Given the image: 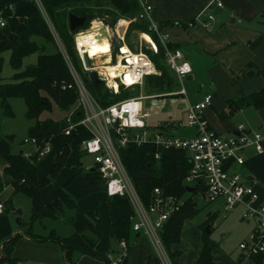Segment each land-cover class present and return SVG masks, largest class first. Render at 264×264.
I'll list each match as a JSON object with an SVG mask.
<instances>
[{"label": "trees", "instance_id": "trees-1", "mask_svg": "<svg viewBox=\"0 0 264 264\" xmlns=\"http://www.w3.org/2000/svg\"><path fill=\"white\" fill-rule=\"evenodd\" d=\"M45 14L53 25L65 51L71 59L74 67L85 80L90 93L100 106H107L113 102L124 99L128 96L117 97L108 88L103 89V83L94 85L89 72H85L81 62L75 54L73 47V35L77 31H71L68 25L69 13L85 16V23L80 28L87 25L93 18L84 8H77L78 5L95 0H40ZM97 1V0H96ZM116 13L123 16H131L134 11L139 10L137 0H108ZM69 9V11H67ZM5 13H12L25 17L26 24L16 31L13 38H4L0 44V108L4 116H13V110L9 103L12 97H19L25 104V116L35 122L27 128V138L35 139L38 144H44L49 139L61 132L67 126L66 116L60 120L51 118L39 119L44 111H51L55 104L60 111L70 114L72 122L78 121L84 115L83 108L76 103L79 99L77 88L74 86L73 77L67 65L65 55L60 49L48 22L35 0H20L12 10L7 8ZM148 22L143 19H135L130 22L127 33L133 29L147 32ZM159 28L161 25H159ZM153 38L155 36L151 34ZM257 40L253 42L255 44ZM51 47V51L50 48ZM159 57L153 58V64L159 71L155 75L161 83L157 88L161 91L170 89L172 81L163 78V73L168 68L163 56V48L157 43ZM168 48H174L167 43ZM8 50L9 64L14 70L11 77L6 80L1 75L3 51ZM37 53L35 64L22 67L24 57ZM264 77V71H258ZM152 76V75H150ZM72 84V87H64ZM226 113L218 114L225 116L233 110L242 106L250 105L254 108L264 106V90L248 95H239L227 103ZM90 133L83 125H77L68 143L64 144L61 152L55 156V163L50 174L41 182L37 179V163L42 157L35 153L26 156L24 153H13L11 145L13 135L0 133V156L6 161L4 172L11 176V181L7 182L0 178V193L7 184L14 187V192H21L31 200V215L27 226L19 225L24 233L31 239L38 241H50L59 244L64 251V258L67 264H76L73 260L75 253L103 260L109 263L106 254L95 249L100 231L96 228L99 218L95 216V207H91L84 213L77 211V201L99 190H104V182L96 168L87 169L81 161L85 152L81 149V143L88 138ZM158 152V158H154V153ZM121 161L131 180L140 201L146 206L150 201L151 191L154 187L159 188L164 194H170L177 198H182V204L178 210L172 212L159 229L158 235L161 244L166 249L170 259L179 255L178 250L170 251L169 247L179 241L180 230L184 220L191 219L198 209L192 200L196 192V187L191 191H186L187 186L183 180L190 168L188 155L179 149H157L151 143H144L139 146L129 144L119 148ZM64 166H75V173L57 190V200L45 205L40 196L42 186L49 183L56 173ZM110 212V236L118 243L124 239L128 244V251L131 247V223L134 215L132 204L127 195L113 194L107 198ZM6 209L11 206V200L5 202ZM66 210H73V215L69 218L73 226V232L67 237H60L54 230H49L47 234L35 233L32 228L36 222H41L45 218L57 219L65 215ZM209 215L205 221L208 223L209 231L205 232L204 224L200 229V248L194 264H215L212 260V251L217 247V243L209 237L211 232ZM205 223V224H206ZM91 233V236L87 235ZM19 234H14L5 240L0 246V263L16 264L17 260L11 257L14 244ZM117 253L116 250H111ZM244 258L250 259L254 264H262V255L245 256L237 255L233 258V264H241ZM174 263V262H173ZM119 264H127V255Z\"/></svg>", "mask_w": 264, "mask_h": 264}, {"label": "crops", "instance_id": "crops-1", "mask_svg": "<svg viewBox=\"0 0 264 264\" xmlns=\"http://www.w3.org/2000/svg\"><path fill=\"white\" fill-rule=\"evenodd\" d=\"M19 1L0 0V19L4 22L3 25H0V44L4 38H13L16 31L26 24L25 17L4 12L6 8L12 10ZM220 1V6H208V0H137L138 5L139 3H146L152 7L150 21L161 25L160 30L167 34L168 42L174 48L181 50L183 57L190 65V72L180 80L173 75L171 88L166 89V91H161L157 87L142 90L140 85L136 86L139 90L138 94L143 96L140 99L141 107L149 113L147 122L149 127H152L157 121L183 119L189 104L198 102L204 94H209L210 103L203 109L202 116L210 129L227 137L237 133L235 128L239 124L247 130L264 132V106L254 108L245 105L225 116H218V114L226 113L228 109L226 103L229 100H233L239 95H248L264 90V77L258 73V71H264V0ZM207 14L211 15V19H207ZM6 20L13 22L14 29L4 34L1 28L6 26ZM204 22L207 23L206 26L203 25ZM255 40L257 42L253 44ZM5 53H7L9 63L10 52L5 50L2 53L3 64L6 58ZM36 61L28 65L35 64ZM201 76L207 80L208 87L206 90L194 93L182 86L183 79L188 83ZM180 87L184 93H175ZM193 94L195 95L193 96ZM12 98L9 99L10 105ZM76 105L79 106V101ZM65 116L67 118L70 114L60 111L53 104L51 111L42 112L39 119L60 120ZM5 117L7 116L3 115L0 108L1 135H6L1 131V123ZM181 127L189 129L190 132L187 134L179 133L178 129ZM74 131L75 129L72 134ZM170 132L176 136L189 137L195 134V129L189 126H174ZM71 135L61 132L49 139L48 143L51 149L37 163L39 182L50 174L56 154L62 151L64 144L69 142ZM22 142L25 143V141ZM22 142L21 144H24ZM11 151L23 153L21 150H14L12 145ZM237 154L242 156L243 163L241 165L233 164L231 169L237 171L242 179L252 186L258 195V201L264 205V152L258 153L251 146H246L240 148ZM81 161L85 168H94L91 155L85 154ZM6 165V161L0 156V178L10 182L11 176L4 172ZM75 171V166H64L49 183L41 187L40 196L45 205L57 200V190ZM6 189H10L11 193L8 198L15 194L11 184H7L0 193V201L4 204L3 213L0 214V246L9 237L19 234L11 253V257L15 258L17 263L67 264L63 248L59 244L31 239L24 233V229L19 225L17 226L10 218L5 206V202L10 199L2 197ZM108 196L104 185V190L92 192L77 201V211L80 213L95 207V216L99 218L96 228L100 231L95 249L104 254L111 252V250L117 252L119 249L118 243L110 236L111 219L107 203ZM234 209L239 210L240 216L242 207L236 206ZM73 213V210H66L65 215L57 219L45 218L41 222H36L32 230L38 234H47L49 230H54L60 237H67L73 232V226L69 221ZM187 221L184 220L182 223L178 243L169 247L170 251H179V255L173 257L172 260L162 244L155 249L146 236L131 232V247L127 253V264H194L200 248V231L197 233L196 240H189L188 231H183V226ZM245 221L250 232L255 221L253 219ZM87 235L91 236V233L87 232ZM18 248L24 250V253L19 254ZM218 251L217 245L212 251V260L215 264H233L235 257L228 259L223 254H217ZM73 260L76 264H109L80 253H75Z\"/></svg>", "mask_w": 264, "mask_h": 264}, {"label": "built area", "instance_id": "built-area-1", "mask_svg": "<svg viewBox=\"0 0 264 264\" xmlns=\"http://www.w3.org/2000/svg\"><path fill=\"white\" fill-rule=\"evenodd\" d=\"M207 5L220 6L221 1L208 0ZM151 10L152 7L149 4L139 3L135 19L148 22L146 34L150 38V45L154 47V44L159 43L162 46L166 65L180 80L190 72L182 71L184 65L187 64L189 68L190 65L183 57L181 50L167 47V34L160 30L158 24L150 21ZM206 17L208 20L211 19L210 14ZM3 24L4 22L0 19V25ZM128 25L129 21L120 19L115 26L116 31L122 30V34L119 35L121 40L125 36ZM203 25L206 26L207 23L204 22ZM105 28L110 42L106 51L101 54H107L111 60L114 31L109 25H105ZM119 50L120 53L115 61L119 63L118 74L113 77L111 84L105 71L93 64L94 59L88 58L90 67L87 68L82 57L85 52L81 53L78 49L77 52L82 68L88 72L90 69L96 70L101 83L113 93L118 92L120 86L136 87L141 85L144 77L159 75L158 69L145 54L132 52L124 47H120ZM133 56L135 59L132 63L130 59ZM66 62L73 77V84L77 88L79 105L83 108L84 115L76 122H72L70 117H67L68 124L63 133L71 135L77 125H83L88 130L90 136L82 141L81 149L85 154L91 155L93 167L103 178L106 192L109 195L128 196L134 211L131 231L146 236L151 245L157 249L161 245L159 229L168 216L178 210L183 201L173 195L164 194L159 188L154 187L150 201L145 206L138 198L124 168L119 148L129 144L139 146L151 143L157 149H179L186 152L190 162V168L183 182L190 188L196 187L194 195L199 200L206 202L220 200L224 211H231L236 206H241L240 218L255 221L247 239L240 241L238 248L245 256L262 255V264H264V205L258 201V195L252 186L245 182L237 171L231 169L233 164L243 163L242 156L237 154L240 148L251 146L258 153L264 152V132L247 130L239 124L235 128L237 133L227 137L210 129L202 116L203 109L210 103L209 94H204L200 101L189 104L183 119L157 121L149 127L147 124L149 113L140 104V99L143 97L141 94L126 97L107 106H100L76 74L71 62L68 59ZM64 87L70 88L72 84L64 85ZM175 93L183 94L184 90L180 87ZM174 126L194 127L195 134L189 137L173 135L170 129ZM26 141L34 145L32 153L38 157L45 156L50 150L48 142L38 144L35 139ZM153 156L158 158V152H155ZM3 210L4 204L0 201V214ZM118 248L117 253L106 254L109 264H119L127 255L128 244L124 239L118 242Z\"/></svg>", "mask_w": 264, "mask_h": 264}, {"label": "rangeland", "instance_id": "rangeland-1", "mask_svg": "<svg viewBox=\"0 0 264 264\" xmlns=\"http://www.w3.org/2000/svg\"><path fill=\"white\" fill-rule=\"evenodd\" d=\"M35 2L37 3L38 7L41 9L46 21L48 22L49 27L52 33L54 34L60 49L65 55V58L68 59L73 65L53 25L51 24L49 18L45 14L41 1L35 0ZM77 8L86 9L90 14H92L93 18L89 20L86 26L77 29L76 32L91 30L92 28H94L93 25L94 21L100 22V25L102 24L109 25L112 27L114 31V36L112 37V42H111L114 44L112 58L111 60L110 58L104 56L100 58H95L93 60V64L94 65L96 64L98 68H101L102 70H107V68L115 66L116 58L120 53L119 50L120 47L128 48L132 52H141L145 54L147 57H149L152 62H153V58L159 57V51L157 45L154 44V47L150 45L149 43L150 38L145 31H139L133 29L127 33L126 30L125 36L123 40H121L119 35L122 34L121 33L122 30L120 29L117 31L115 30L116 28L115 26L118 23V20L120 19L129 21V24L130 22L135 21L137 14L136 10L131 16L119 15L118 13H116L114 8L111 7L108 0H97V1L95 0L88 3H83L78 5ZM67 11H69V9H67ZM5 22H6V26L1 28V31L4 34H7L12 29H14V25L12 21L6 20ZM73 47L75 50V54L80 63L81 61L78 57V52L74 43V35H73ZM49 48L51 51L52 50L51 47ZM5 54L4 55L6 58L2 67V76L9 78L13 74V69L10 67L7 61V53ZM36 57H37V53H32L29 56H27L23 60V64L21 68L23 69L26 65L34 63L36 61ZM74 70L88 89L85 80L81 77L77 69L75 68ZM84 71L88 72L86 70ZM163 76H164L163 78L165 79H169L170 81L173 80V75L167 69L165 70V73H163ZM160 83L161 81L157 77L147 76L143 78L140 86L142 90H146L147 88L153 89L154 87H157ZM182 86H185V88L190 92L197 93L199 91L206 90L208 84L204 76H201L200 78L198 79L195 78L193 81L188 83L183 79ZM103 89L107 90V87L103 85ZM137 89H138L137 87L124 88L123 86H120L118 88V92L114 93L117 96L115 97V99L128 95L133 96L135 94H138L139 90ZM194 95L195 94H193V96ZM11 108L13 110L14 115L13 117L7 116L3 119L1 123V131L3 134L13 135L14 139H13L12 148L14 150L16 151L21 150L23 153L31 154L34 151V145L26 141L28 140L27 128L29 125L33 123L34 120L26 118L25 105L21 98L13 97L11 100ZM178 132L187 134L190 132V130L181 127L178 129ZM22 141H25V143L21 144ZM10 195H11L10 189H6L4 190L2 197L8 198L10 197ZM8 199H10L12 203L11 206L8 208V213L10 214L9 215L10 218H12V220L16 223L17 226L18 225L27 226L30 220V209H31L30 198L21 192H17L14 195H12L11 198ZM192 200L196 204L198 212L191 219H189L183 226V231L184 232L188 231L187 233H189V237H188L189 240H196L198 236L197 233L198 231H200L199 226L201 224H204L205 227V225H207L206 223L207 221L205 220L208 217V214H211L212 217L209 221L211 225L210 226L211 232L209 233V237L213 239L218 245L219 251L217 252V254H223L228 259H231L239 255L240 251L238 248V243L242 240H246L249 233L248 224L245 220L240 219L239 210L234 209L232 211H224L220 200L214 202H206L199 200L196 195L192 196ZM18 253L23 254L24 250L18 248ZM0 264H6V263L1 262ZM16 264H20V263H16ZM241 264H253V263L250 259L244 258Z\"/></svg>", "mask_w": 264, "mask_h": 264}, {"label": "water", "instance_id": "water-1", "mask_svg": "<svg viewBox=\"0 0 264 264\" xmlns=\"http://www.w3.org/2000/svg\"><path fill=\"white\" fill-rule=\"evenodd\" d=\"M85 19H86L85 16H82V15L79 16V15H76L74 13H69V15H68L69 29L71 31H76L81 26H83V24L85 23ZM86 33L89 36H91L92 41L96 44H102L104 42H107V43L110 42V39H109V36L106 32V28H105L104 24L98 26L95 29L87 30ZM82 57H83L85 67L89 68L90 65H89V60H88L86 53H83ZM88 75H89V78L94 85H99L101 83V80L99 79L96 70L90 69ZM22 143H24V142H22ZM190 189L191 188L187 187L186 191H190ZM204 230H205V232H208V226L207 225H205Z\"/></svg>", "mask_w": 264, "mask_h": 264}, {"label": "bare ground", "instance_id": "bare-ground-1", "mask_svg": "<svg viewBox=\"0 0 264 264\" xmlns=\"http://www.w3.org/2000/svg\"><path fill=\"white\" fill-rule=\"evenodd\" d=\"M94 27L100 26V22L94 21L93 22ZM87 31H80L74 34V43L76 48L81 52H85L87 57L90 59L100 58V57H108L107 54H101L102 52L106 51L108 47V43L104 42L102 44H96L92 41L91 36H89ZM133 54V53H132ZM134 55V54H133ZM135 57L133 56L130 60L133 63ZM119 63H116L115 66L107 68L105 71V74L109 78V83L111 84L113 81V77H115L118 73Z\"/></svg>", "mask_w": 264, "mask_h": 264}, {"label": "clouds", "instance_id": "clouds-1", "mask_svg": "<svg viewBox=\"0 0 264 264\" xmlns=\"http://www.w3.org/2000/svg\"><path fill=\"white\" fill-rule=\"evenodd\" d=\"M182 71H190L189 66L187 64H185Z\"/></svg>", "mask_w": 264, "mask_h": 264}]
</instances>
